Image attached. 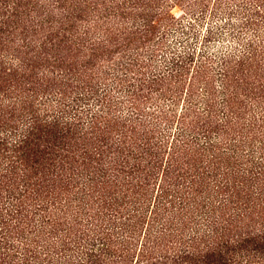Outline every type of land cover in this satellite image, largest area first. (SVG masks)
<instances>
[{"label": "trees", "instance_id": "16d2710c", "mask_svg": "<svg viewBox=\"0 0 264 264\" xmlns=\"http://www.w3.org/2000/svg\"><path fill=\"white\" fill-rule=\"evenodd\" d=\"M55 3L0 63V264H264V0Z\"/></svg>", "mask_w": 264, "mask_h": 264}, {"label": "rangeland", "instance_id": "374dc122", "mask_svg": "<svg viewBox=\"0 0 264 264\" xmlns=\"http://www.w3.org/2000/svg\"><path fill=\"white\" fill-rule=\"evenodd\" d=\"M55 1L56 0H0V17L4 15L5 19L7 20V24L10 26L9 28L7 26L8 29H12L15 26V29L13 28L14 30L11 32L6 31L5 33H2L0 31V63L7 64V57H9L10 52L13 51V46L15 47L17 42H19L18 39L20 36L34 38L42 37L48 34L49 37L55 36V32L49 31L50 33H48L47 27L40 29V20L46 18V16H44L47 10L46 8H52L53 5L56 4ZM183 2L184 1H180L181 5H176L173 7L172 12L175 15L179 16L182 14ZM48 17L49 16H47V18ZM90 20V15H85L82 18H75V26L82 31V28L84 27L83 25L89 24L88 22H92ZM217 20L218 18H213V20L211 19L210 21ZM36 28H39L40 30L36 32V35H34V29ZM12 40H15V42ZM60 51L65 52V54L72 55L77 52L75 46L70 42H65V44L60 47ZM28 56L31 58L33 57V54L29 52ZM38 62L43 61H40V58L34 61L37 72H40V70L43 69V66L39 65ZM2 78L3 75L0 77V80H2V90L10 88V86H12L11 83L14 84L13 77L11 75L8 76V80Z\"/></svg>", "mask_w": 264, "mask_h": 264}]
</instances>
